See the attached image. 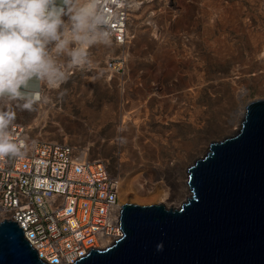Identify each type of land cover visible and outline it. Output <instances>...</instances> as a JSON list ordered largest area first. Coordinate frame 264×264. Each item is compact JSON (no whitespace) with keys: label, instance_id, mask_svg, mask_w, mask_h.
<instances>
[{"label":"rangeland","instance_id":"1","mask_svg":"<svg viewBox=\"0 0 264 264\" xmlns=\"http://www.w3.org/2000/svg\"><path fill=\"white\" fill-rule=\"evenodd\" d=\"M143 1L129 46L91 49L93 66L58 89L42 84L16 124L105 161L120 198L131 195L123 205L180 208L189 168L264 100V0ZM121 54L124 71L111 73L107 62Z\"/></svg>","mask_w":264,"mask_h":264},{"label":"water","instance_id":"2","mask_svg":"<svg viewBox=\"0 0 264 264\" xmlns=\"http://www.w3.org/2000/svg\"><path fill=\"white\" fill-rule=\"evenodd\" d=\"M188 173L191 197L180 208L125 204L123 237L75 264H264V100L249 103L240 130ZM0 264L45 263L3 221Z\"/></svg>","mask_w":264,"mask_h":264},{"label":"built area","instance_id":"3","mask_svg":"<svg viewBox=\"0 0 264 264\" xmlns=\"http://www.w3.org/2000/svg\"><path fill=\"white\" fill-rule=\"evenodd\" d=\"M132 7L109 6L116 18L111 45L128 46ZM107 5V0H105ZM128 57L111 58V73L124 71ZM14 140L25 144L23 158L0 159V222L16 223L45 264H75L94 250H105L123 237L120 180L109 165L91 159L89 150L33 139L24 125L12 124Z\"/></svg>","mask_w":264,"mask_h":264},{"label":"clouds","instance_id":"4","mask_svg":"<svg viewBox=\"0 0 264 264\" xmlns=\"http://www.w3.org/2000/svg\"><path fill=\"white\" fill-rule=\"evenodd\" d=\"M113 0H0V102L24 100L17 106L31 110L23 88L38 80L49 89L67 82L72 70L93 66L90 50L112 43L117 23ZM117 7L131 0H115ZM67 17V20L64 17ZM0 107V159L23 158L25 144L14 140L15 112ZM163 245H157V250Z\"/></svg>","mask_w":264,"mask_h":264},{"label":"crops","instance_id":"5","mask_svg":"<svg viewBox=\"0 0 264 264\" xmlns=\"http://www.w3.org/2000/svg\"><path fill=\"white\" fill-rule=\"evenodd\" d=\"M62 0H57V3L60 4ZM65 20H67V17H64ZM133 26V25H132ZM134 29V26L133 28ZM138 29V28H137ZM42 90V83L38 80H32L29 82L28 86L26 88L22 89V92L24 93L25 99L31 98L34 102L39 101L38 98L41 95ZM24 100L19 101H12L10 105L5 106L3 102H0V107H2V110L7 111L10 107L12 111L15 112V119L13 121V124L18 121V119L22 116H24V112L27 110H21L17 105L24 103Z\"/></svg>","mask_w":264,"mask_h":264},{"label":"bare ground","instance_id":"6","mask_svg":"<svg viewBox=\"0 0 264 264\" xmlns=\"http://www.w3.org/2000/svg\"><path fill=\"white\" fill-rule=\"evenodd\" d=\"M137 9H135V11H136ZM139 10V9H138ZM130 29H131V24H130ZM111 46V45H110ZM113 46V45H112ZM129 46V45H128ZM127 47V46H126ZM47 111V110H46ZM245 116V114H243V117ZM135 129H138V127H136L135 126ZM189 181V180H188ZM120 187H121V185H120ZM188 187H189V185H188ZM131 189H129L128 191H130ZM189 190H190V188H189ZM191 192V191H190ZM128 192L125 190V192L123 193V197L122 198H120V201H121V203L123 204L127 199H128V196H130L131 197V195H128L127 194ZM160 197V196H159ZM132 199V198H131ZM161 200L163 201L164 200V203L165 202H168L169 200L170 201H172V198H170L168 195H165V196H162V198H161ZM162 203V202H161Z\"/></svg>","mask_w":264,"mask_h":264}]
</instances>
